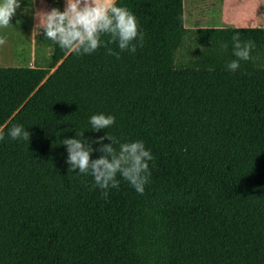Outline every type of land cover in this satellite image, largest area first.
I'll return each instance as SVG.
<instances>
[{
	"label": "trees",
	"instance_id": "16d2710c",
	"mask_svg": "<svg viewBox=\"0 0 264 264\" xmlns=\"http://www.w3.org/2000/svg\"><path fill=\"white\" fill-rule=\"evenodd\" d=\"M117 6L144 33L135 54L47 39L46 65L0 67V264H264V27L189 29L183 0ZM236 34L256 60L232 72ZM100 113L115 124L94 132ZM13 125L30 140L10 139ZM76 132L143 141L144 194L118 176L105 198L69 171Z\"/></svg>",
	"mask_w": 264,
	"mask_h": 264
},
{
	"label": "clouds",
	"instance_id": "9594fccd",
	"mask_svg": "<svg viewBox=\"0 0 264 264\" xmlns=\"http://www.w3.org/2000/svg\"><path fill=\"white\" fill-rule=\"evenodd\" d=\"M63 11L59 8L41 11L36 14L38 29L43 32L44 39L52 41L59 48L77 56L92 55L101 47L116 44L121 52L127 51L135 54L138 47H143L144 33L139 30L135 15L126 7L117 6V0H64ZM29 5L34 0H28ZM21 7V0H0V29L12 27L10 21ZM29 9H25L27 12ZM17 23H20L17 21ZM103 37H108L105 43ZM8 42L6 34L0 35V46ZM233 56L235 59L227 64L229 71L235 72L240 67L241 61L252 60L256 57L252 52L256 47L255 42L247 40L241 42L239 34L232 37ZM227 48L228 45H223ZM108 55L119 54L107 48ZM89 124L94 132H100L115 124V117L103 113L90 117ZM84 132H76V137L82 139H64L62 145L67 149L66 163L69 171L78 175H90L94 187L103 190L107 198L110 188H118L121 179L130 184L135 191L143 195L145 186L149 183L151 172L149 162L153 156L146 150L143 141H130L119 143L108 134L95 141H85ZM8 137L12 140H30V133L23 125H13L8 130ZM5 139L0 132V141ZM111 141L104 144V140ZM99 144L98 149L92 144ZM119 144L117 149L116 145ZM99 151V158L93 159L92 154Z\"/></svg>",
	"mask_w": 264,
	"mask_h": 264
},
{
	"label": "rangeland",
	"instance_id": "374dc122",
	"mask_svg": "<svg viewBox=\"0 0 264 264\" xmlns=\"http://www.w3.org/2000/svg\"><path fill=\"white\" fill-rule=\"evenodd\" d=\"M34 1H36L35 4L29 5L28 0H21V7L17 13L22 14L25 17L24 20L19 21L20 23L10 21L14 29H0V35L8 36V42L4 46H0V67L46 65L51 48L47 44V39H44L42 30L40 34H38V29L34 32L35 28H32L30 19H34L38 12L62 6V0ZM199 1L185 0L184 8L187 10L189 7L196 6L200 3ZM201 2L202 5L207 4L204 0ZM214 3V6L226 13V19L231 22L230 26L248 21V12L255 13L251 15L252 17L257 16L256 13H259V9L264 7V0H214ZM256 5H259V8ZM26 8L29 9L27 12H25ZM261 14L264 15V11ZM183 53L184 50L178 52L177 61L182 59Z\"/></svg>",
	"mask_w": 264,
	"mask_h": 264
},
{
	"label": "crops",
	"instance_id": "0c3cea01",
	"mask_svg": "<svg viewBox=\"0 0 264 264\" xmlns=\"http://www.w3.org/2000/svg\"><path fill=\"white\" fill-rule=\"evenodd\" d=\"M207 4L202 5L201 0L196 6L189 7V9L184 8V20L185 26L189 29H199V28H214V27H264V15H260L262 11H264V7H261L259 13H256L257 16L252 17V14L248 12V21L241 22L242 24H233L230 26V20L226 19V13H223L222 9L217 8L214 3V0H204ZM36 1H34V4ZM185 7V0H183ZM62 6L65 7V2L62 0ZM259 8V5H256ZM222 7V6H221ZM216 16V18H213ZM24 16L22 14L16 13V15L12 18V22L14 21H22L24 20ZM32 22V28L36 29L38 24V20L35 17L34 19H30V23ZM236 23V22H235ZM14 29V26L7 28ZM34 29V30H35ZM34 66V65H33Z\"/></svg>",
	"mask_w": 264,
	"mask_h": 264
}]
</instances>
